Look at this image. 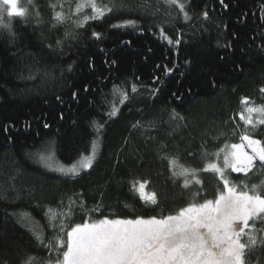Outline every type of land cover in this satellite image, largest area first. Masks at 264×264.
<instances>
[{
	"label": "trees",
	"instance_id": "16d2710c",
	"mask_svg": "<svg viewBox=\"0 0 264 264\" xmlns=\"http://www.w3.org/2000/svg\"><path fill=\"white\" fill-rule=\"evenodd\" d=\"M81 2L23 0L27 23L3 13L16 40L0 29V264H23L29 256L34 264L54 261L48 245L57 235L66 240L75 224L161 210L174 215L214 200L223 190L215 174L198 172L202 184L184 188L170 161L196 169L222 163L223 153L220 160L203 153L240 142L250 127L240 118L247 116L243 99L264 105V0H181L188 21L163 0H96L112 11L77 27L94 14L89 6L77 13ZM56 12L65 14L62 23ZM129 20L135 25L125 26ZM162 28L180 44H168ZM118 90L129 100L121 104ZM113 105L118 112L109 117ZM251 134L264 142V126ZM94 141L92 168L79 176L56 170L89 156ZM227 178L241 188V181L249 187L264 181L259 172L246 179L228 170ZM135 180H147L145 192L156 193L154 211L130 191ZM248 261L264 264V245Z\"/></svg>",
	"mask_w": 264,
	"mask_h": 264
},
{
	"label": "snow or ice",
	"instance_id": "6c2138e0",
	"mask_svg": "<svg viewBox=\"0 0 264 264\" xmlns=\"http://www.w3.org/2000/svg\"><path fill=\"white\" fill-rule=\"evenodd\" d=\"M28 2L32 4L33 0ZM163 2L170 8H178L179 12L183 13L185 21L191 19L188 11L185 10V3L181 0H163ZM5 6H8L7 9ZM85 6L91 7L94 14L85 17L83 22H78L77 27H82L89 19H102L106 12L112 11L108 6L98 7L96 0H82L77 4L76 12L79 13ZM51 7L55 8L56 5ZM4 11H7L9 18L14 16L25 18L27 23V10L18 8L17 0H0V29L6 31L10 42H15L16 33L12 29L11 19L7 23L4 22ZM36 15L39 17V11ZM202 15L205 19L209 18L207 11ZM54 19L57 23H62L65 14L56 12ZM37 23L40 21L37 20ZM124 25L134 26L135 21H126ZM120 26L113 25V27ZM92 35L97 39L101 37L99 32H93ZM161 36L170 45H179L181 42L179 39L169 38L163 28ZM57 43L59 44L60 41ZM170 71L166 68V72ZM118 91L121 104L129 100L126 91ZM131 91L133 93L137 91L136 85H132ZM260 91L264 93V87ZM76 95L75 92L72 93L74 99ZM57 99L59 100L60 97ZM242 104L246 106L247 116L241 113L240 118L245 126L250 127H246L245 132L240 135L241 142L231 144L230 150H226L229 149V145L226 144L215 153H203V158L211 155L217 160H220L223 153L222 163L211 162L203 169H196L178 165L176 160L170 161L171 165L180 168L179 172L173 171L172 174L185 177L184 188H188L193 181L197 185L202 184V180L197 176L198 172L215 174L222 181L223 190L219 191L214 200L205 199L202 203H189L174 215H163L161 210V215L147 218L105 217L91 223L75 224L66 232V240L61 235H57L56 243L50 242L48 246L57 252V256L54 261L49 259L46 264H249V253L254 251L257 245H264V181L260 184H252L251 187L241 181V188L229 181L227 173L228 170L232 173H243L246 179L249 174L256 172L264 175V142L251 134L258 126H264V105L248 106L247 98L242 100ZM117 112L118 108L113 105L108 115L112 117L117 115ZM253 113H258V118L253 119ZM45 127L48 125L45 124ZM97 130L99 131V128ZM95 155L94 141L91 155L83 156L70 167L59 166L56 170L65 176H79L82 171L92 168ZM41 159L45 157L42 156ZM189 174L192 180L187 178ZM147 185V180L142 182L135 180L130 191L138 193L145 206L150 205L154 211L159 207L157 195L155 192L146 193ZM198 195V192L193 193V200ZM125 207L129 206L125 205ZM93 211H99V206ZM52 226L57 227L56 224ZM58 226L60 232L64 233V224L60 223ZM257 233L261 234L259 239ZM243 237L247 239L244 240ZM37 239L43 243L39 235ZM35 259L29 256L23 264H34Z\"/></svg>",
	"mask_w": 264,
	"mask_h": 264
},
{
	"label": "rangeland",
	"instance_id": "374dc122",
	"mask_svg": "<svg viewBox=\"0 0 264 264\" xmlns=\"http://www.w3.org/2000/svg\"><path fill=\"white\" fill-rule=\"evenodd\" d=\"M22 1H23V0H17V7H18V8H21L20 6H21ZM161 1H162V0H161ZM6 7H8V6H6ZM241 134H242V133H241ZM240 142H241V141H240ZM240 142H239V143H240ZM229 150H230V149H229ZM245 150H246V151H249V152L251 151L250 149H245ZM91 154H92V153H91ZM91 154H90V155H91ZM95 157H96V155H95ZM70 166H71V165H70ZM70 166H66V167H70ZM89 223H91V222H89ZM242 239H243V238H242Z\"/></svg>",
	"mask_w": 264,
	"mask_h": 264
}]
</instances>
